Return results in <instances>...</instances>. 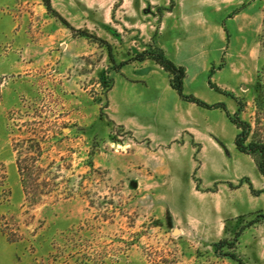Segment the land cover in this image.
Masks as SVG:
<instances>
[{
	"label": "rangeland",
	"instance_id": "obj_1",
	"mask_svg": "<svg viewBox=\"0 0 264 264\" xmlns=\"http://www.w3.org/2000/svg\"><path fill=\"white\" fill-rule=\"evenodd\" d=\"M50 2L0 0V264H264V177L237 128L153 60L108 56L162 49L264 143V0ZM15 148L44 168L28 193Z\"/></svg>",
	"mask_w": 264,
	"mask_h": 264
},
{
	"label": "trees",
	"instance_id": "obj_2",
	"mask_svg": "<svg viewBox=\"0 0 264 264\" xmlns=\"http://www.w3.org/2000/svg\"><path fill=\"white\" fill-rule=\"evenodd\" d=\"M46 9L49 12L56 13L52 6L50 0H42ZM57 15V14H56ZM73 29V28H71ZM225 32L227 33L226 29ZM108 56L110 61L115 65V69H119L122 65L130 62V61H143L145 59H151L153 60L157 65H159L164 71L168 72L171 75L170 79V87L176 92L177 96L184 101L194 103L198 106L207 108V109H221L224 111L225 115L228 117V119L231 121V123L237 128V133L234 137V144L235 147L246 154L252 155L255 159V165L257 167V170L259 173L264 177V143L249 140L247 139L249 137L250 133V124L246 121H244L240 116L239 112L242 110V102L239 99H236L237 102V110L233 114H230L226 108V105L224 102H216V103H207L200 98L196 97L193 94H186L184 92L183 87V79L185 77V69L181 65H177L174 63L171 59H169L162 49L157 47H151L148 50H143L128 60L121 61L119 64H115L114 57L112 55V51L110 46H108ZM223 63V60H222ZM221 63V64H222ZM221 65H219L216 69H219ZM215 68L211 67L209 70L207 83L210 88H213L215 90H218L219 88L215 86L211 82V75L214 72ZM33 141V140H31ZM16 146V145H15ZM35 147L40 151V144L36 142ZM17 157L15 160L17 172L19 175L20 183L22 185V188L24 192L28 193L26 191V188L36 186V182L38 181L40 174L44 172V168L40 165H37L35 163L34 158L22 156L21 153L17 148ZM29 160H32V162H29ZM42 182L46 184L45 179H42ZM251 186V184H250ZM238 233L235 237H238ZM236 243V238L232 242H227L226 240H219L215 244V250H220L223 246H227L229 248H233ZM230 257L233 259H236L240 264H244L239 258H237L235 253H231ZM49 264H69L67 262H51Z\"/></svg>",
	"mask_w": 264,
	"mask_h": 264
}]
</instances>
